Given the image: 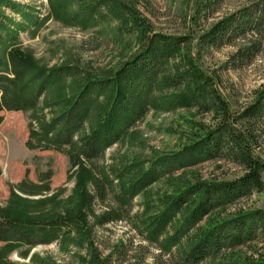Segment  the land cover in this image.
<instances>
[{"label": "trees", "instance_id": "obj_1", "mask_svg": "<svg viewBox=\"0 0 264 264\" xmlns=\"http://www.w3.org/2000/svg\"><path fill=\"white\" fill-rule=\"evenodd\" d=\"M50 1L60 16L74 0ZM77 1L81 9L66 12V21L115 19L138 45L118 68L101 76L73 63L52 68L36 64L16 41L22 30L38 23L37 17L24 6L0 0V6L23 17L17 23L0 11V111H32L27 145L64 151L75 169L70 178L76 176L64 213L60 207L43 210L55 195L32 200L12 190L8 204L0 205V264H9L5 259L13 251L25 256L38 244L73 240L74 234L76 246L88 252L82 264H114L113 256L124 261L129 253L124 243L101 256L90 215L96 225L126 221L136 231L145 244H131L136 252L129 257L132 264H264V209L246 210L242 204L264 191V159L255 153L264 134V81L236 110L222 93L220 75L200 62L203 50L229 44L236 50L227 66L240 70L252 65L264 51V0H244L238 10L213 22L195 36L197 51L192 35L155 30L123 0ZM192 1L197 16L208 19L230 0ZM67 80L69 87L45 98ZM178 109L211 115L214 123L192 124L198 131L188 134L177 151L100 164L107 149L148 112ZM212 161H228L242 173L231 180L188 175ZM46 176L50 179L51 173ZM163 180L167 191L146 196L150 213H132L134 199ZM49 189L48 183L44 190ZM96 203L105 210L97 214Z\"/></svg>", "mask_w": 264, "mask_h": 264}, {"label": "rangeland", "instance_id": "obj_2", "mask_svg": "<svg viewBox=\"0 0 264 264\" xmlns=\"http://www.w3.org/2000/svg\"><path fill=\"white\" fill-rule=\"evenodd\" d=\"M7 1L24 6L37 17L38 23L22 30L16 44L29 50L39 66L52 68L73 63L101 76L118 68L138 48L135 37L128 35L121 22L115 19L78 24L66 21V12L77 14L81 9L82 5L77 0L68 3L60 16L52 10L50 0ZM123 1L134 5L157 31L192 35L194 51L198 49L195 36L201 35L213 22L235 12L244 4V0L227 1L218 12L204 19L197 16L192 0ZM0 11L17 23L23 20L11 8L0 6ZM235 50L236 46L229 44L220 48L213 47L207 52L203 50L200 62L209 73L216 72L220 75L222 93L237 110L251 99L253 90L264 81V51L252 65L235 70L227 66L231 53ZM69 86L70 80L61 81L45 98L53 99L59 95L60 90L64 91ZM46 112L50 113L49 110ZM32 114V111H0V205L8 204L12 190L32 200L55 195V200L47 203L43 210L60 207L59 212L64 213L66 210L63 208L68 205L67 200L73 195L76 184V176L70 178L75 169L70 165L64 151L43 150L27 145L28 123ZM194 123L210 126L214 120L211 115L197 114L195 110L150 111L117 144L107 149L105 159L100 164H116L124 159H154L159 155L177 151L187 142L188 134L195 133L196 129L198 131V126H192ZM260 138V147L256 148L255 153L264 159V134ZM49 172L50 179L46 176ZM241 173L239 167L228 161H212L190 169L188 175L196 174L204 180H231ZM48 183L50 189L44 190ZM20 186L28 192L21 191ZM164 191H167L165 180L149 187L134 199L132 213L137 216L150 213L145 208L146 196L154 198ZM57 201H62L63 204H58ZM242 204L246 210L264 209V191L255 192ZM95 210L97 214L101 213L105 206L96 203ZM88 220L95 228L93 239L102 257L108 256L115 247L124 243L129 248L127 257L120 262L113 256L112 261L114 264L133 263L129 260L130 255L136 253L133 247L145 242L141 241L126 221L100 226L95 224L92 215ZM72 237L73 240L70 238L71 240L63 242L58 240L49 244H38L25 256L13 251L5 261L9 264H47L53 261L56 264H82V257L88 256V252L76 246V234ZM131 244L134 246L131 247ZM2 245L0 242V246ZM148 262L152 263L153 259L149 258Z\"/></svg>", "mask_w": 264, "mask_h": 264}]
</instances>
